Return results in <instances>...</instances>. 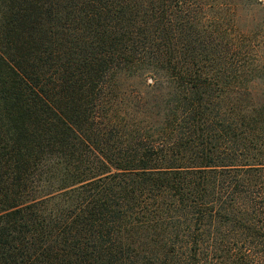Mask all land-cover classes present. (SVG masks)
<instances>
[{
  "label": "trees",
  "instance_id": "16d2710c",
  "mask_svg": "<svg viewBox=\"0 0 264 264\" xmlns=\"http://www.w3.org/2000/svg\"><path fill=\"white\" fill-rule=\"evenodd\" d=\"M0 264H264V0H0Z\"/></svg>",
  "mask_w": 264,
  "mask_h": 264
}]
</instances>
